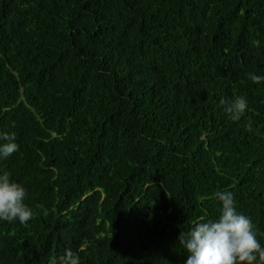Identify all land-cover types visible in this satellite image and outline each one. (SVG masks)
Wrapping results in <instances>:
<instances>
[{
  "label": "trees",
  "instance_id": "obj_1",
  "mask_svg": "<svg viewBox=\"0 0 264 264\" xmlns=\"http://www.w3.org/2000/svg\"><path fill=\"white\" fill-rule=\"evenodd\" d=\"M250 74L264 76V0H0V133L19 145L0 175L34 211L0 220V264L67 249L185 264L177 237L215 220L224 191L264 247V81ZM238 96L234 122L220 102Z\"/></svg>",
  "mask_w": 264,
  "mask_h": 264
},
{
  "label": "clouds",
  "instance_id": "obj_2",
  "mask_svg": "<svg viewBox=\"0 0 264 264\" xmlns=\"http://www.w3.org/2000/svg\"><path fill=\"white\" fill-rule=\"evenodd\" d=\"M253 83L264 81V76L250 74ZM223 111L232 121H238L247 110V100L236 97L233 101L221 100ZM251 130V126H248ZM0 139L6 141L0 145V157L7 158L16 151L15 133H0ZM27 189L20 183L10 180V174L0 175V220L9 223L18 220L26 224L34 218V211L25 199ZM215 199L221 204L220 214L215 219L198 221L185 234L180 232L177 240L186 251L185 264H264V247L257 237L256 226L251 218L239 213L231 191L215 193ZM47 215V210H44ZM51 264H56L55 260ZM60 264H80L77 252L67 249Z\"/></svg>",
  "mask_w": 264,
  "mask_h": 264
}]
</instances>
